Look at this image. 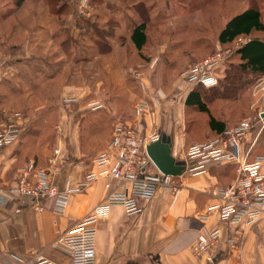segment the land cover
Returning a JSON list of instances; mask_svg holds the SVG:
<instances>
[{
  "label": "rangeland",
  "instance_id": "obj_1",
  "mask_svg": "<svg viewBox=\"0 0 264 264\" xmlns=\"http://www.w3.org/2000/svg\"><path fill=\"white\" fill-rule=\"evenodd\" d=\"M67 1L73 4V12L63 6ZM51 2L49 18L61 21L63 29L51 26L49 35L60 30L65 40L63 50L60 41L61 45H52V53L58 52L63 59L52 65L58 78L44 82L45 93L36 94L42 105L37 103V108L28 109L19 103L16 111L23 116L19 122L20 139L27 130L33 135L42 132L44 139L38 144L47 152L54 154L61 143L70 152L79 130L82 148L92 159L104 149L111 139L109 132L113 135L119 123L136 120L134 108L142 101L150 107L143 120L145 125L146 120H153V131L163 130L161 120H187L191 140L203 144L215 139L208 126L209 118L201 116L197 109L186 108V98L195 88L182 80V73L218 53L230 50L227 57L235 51L237 42L222 49L218 36L236 14L256 8L264 22V0ZM142 22L147 23L148 42L139 52L131 34ZM228 66L226 63L219 72L223 79L220 87L199 91L212 115L225 120L229 129L251 120L250 141L257 139L255 154L264 155V76L241 77L233 85L238 88L234 97L225 84ZM231 95L232 99L225 98ZM93 103L102 105V109L93 111Z\"/></svg>",
  "mask_w": 264,
  "mask_h": 264
},
{
  "label": "crops",
  "instance_id": "obj_2",
  "mask_svg": "<svg viewBox=\"0 0 264 264\" xmlns=\"http://www.w3.org/2000/svg\"><path fill=\"white\" fill-rule=\"evenodd\" d=\"M64 5L73 12L72 3L67 1ZM48 10L43 0H24L18 8L14 0H0V125L9 115L21 114L16 109L22 103L28 109L37 108V103L42 105L36 94L45 93L44 82L48 79L43 78L45 81L33 93L32 81L38 70L40 74L45 71L50 80L58 78L52 65L61 63L63 57L52 53V45L63 41V36L60 30L50 36L49 29H63V25L57 18H49ZM151 122L146 120L149 133L153 131ZM161 123V135L171 137L172 156L183 160L192 143L198 144L186 131L187 120ZM34 134L27 130L19 141L0 152V189L14 187L18 170L29 164L39 169L49 167L54 154L38 144L44 133ZM110 140L104 143V149ZM59 146L58 162L63 164V171L58 181L62 188L67 181L76 187L91 171L92 158L82 148L79 130L74 134L70 152L62 143ZM77 163L83 166L75 167ZM235 178L232 164H215L205 175L185 176L176 193L159 190L153 200L143 202L140 216L129 217L123 207H111L97 224V264H208L195 256L193 246L199 235H209L215 229L222 231L215 264H264V219L245 228L244 243L237 251L230 243L234 228L223 224L217 214L208 216L209 208L220 202L215 196L217 190L229 186ZM121 186L119 180L110 178L93 183L84 192L71 195L63 216L54 214L52 201L44 203V211L36 210L31 200L24 197L13 200L6 208L0 207V264H31L39 258L70 264L69 256L55 244ZM10 257H17L20 262Z\"/></svg>",
  "mask_w": 264,
  "mask_h": 264
},
{
  "label": "built area",
  "instance_id": "obj_3",
  "mask_svg": "<svg viewBox=\"0 0 264 264\" xmlns=\"http://www.w3.org/2000/svg\"><path fill=\"white\" fill-rule=\"evenodd\" d=\"M248 40H237V48ZM231 51L218 53L209 60L188 68L182 73V80L192 86L213 88L219 85L217 71L223 66L225 57ZM93 111L102 109L98 103L91 104ZM133 123H119L112 138L103 151L91 161V171L84 180L72 187L67 181L61 187L58 178L63 164L58 162L60 149L54 152L47 169H39L29 164L18 170V180L8 190L0 189V207L6 208L17 198L31 200L32 206L44 211V203L53 202V212L63 216L72 194L84 192L102 179H116L122 183L121 190L114 191L95 211L70 230L55 247L67 254L70 264H97V224L113 206H121L129 217L143 214V202L151 201L161 189L179 191V181L185 176H202L215 164L229 163L235 167L236 178L232 184L220 188L215 193L219 203L209 208L208 216L217 214L223 224L234 228L231 247L237 251L245 239V228L264 219V156L254 157L257 139L250 141L252 121L244 120L228 129L221 136L203 144L188 148L183 161L185 171L180 176L166 175L160 171L148 154L147 148L161 139L159 130L146 131L144 116L149 113V104L139 102L135 108ZM21 114L9 115L0 125V152L19 141L22 128ZM76 166H83L77 163ZM222 231L215 229L209 235H199L193 246L196 257L204 258L208 264H215L221 242ZM10 260L20 262L17 257ZM9 260V261H10ZM31 264H56L39 258Z\"/></svg>",
  "mask_w": 264,
  "mask_h": 264
},
{
  "label": "trees",
  "instance_id": "obj_4",
  "mask_svg": "<svg viewBox=\"0 0 264 264\" xmlns=\"http://www.w3.org/2000/svg\"><path fill=\"white\" fill-rule=\"evenodd\" d=\"M23 1L24 0H14L15 7H20ZM43 1H45V3L48 5H52L51 0ZM240 38H247L249 41L239 48H236L231 55L225 57L223 66L217 71V74L220 78L219 85L209 89L200 85L195 86V89L192 90L186 98V108L197 109L201 116H206L209 118L208 126L211 133L215 135V138L221 136L229 129L227 126L228 123L225 120H218L214 115H212L205 98L199 89L212 91L220 87L223 79L219 72H221V70L225 67L226 63L229 64V66L225 71V84L227 85L228 83L229 88L227 87V90H231L233 96H236V91L238 89H234L233 85L237 81L242 80L243 76H264V22L262 19V14L258 9L248 8L247 10L233 16L220 31L218 41L222 48H225L236 43ZM131 41L135 45L136 49L139 52H142L148 42L146 22L140 23L133 29ZM64 44L65 40L61 45L62 50V46H64ZM38 71L37 77L33 78L32 81L33 93H35L40 88V82H42V80H49L51 78V76L47 75L45 71H43L41 74L40 70ZM233 96L225 98L232 99ZM39 120H42V117H40ZM255 150L256 148L254 149L253 155L256 156Z\"/></svg>",
  "mask_w": 264,
  "mask_h": 264
},
{
  "label": "water",
  "instance_id": "obj_5",
  "mask_svg": "<svg viewBox=\"0 0 264 264\" xmlns=\"http://www.w3.org/2000/svg\"><path fill=\"white\" fill-rule=\"evenodd\" d=\"M262 117L264 118V114ZM147 150L151 159L164 174L180 176L185 171L186 162L172 156V140L167 134H163L161 139L150 145Z\"/></svg>",
  "mask_w": 264,
  "mask_h": 264
}]
</instances>
